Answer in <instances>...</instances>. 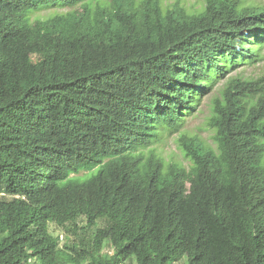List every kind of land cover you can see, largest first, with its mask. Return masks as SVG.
I'll return each mask as SVG.
<instances>
[{"label":"trees","instance_id":"obj_1","mask_svg":"<svg viewBox=\"0 0 264 264\" xmlns=\"http://www.w3.org/2000/svg\"><path fill=\"white\" fill-rule=\"evenodd\" d=\"M263 48L259 3L0 0V264H264V78L228 79L187 166L141 154Z\"/></svg>","mask_w":264,"mask_h":264},{"label":"rangeland","instance_id":"obj_2","mask_svg":"<svg viewBox=\"0 0 264 264\" xmlns=\"http://www.w3.org/2000/svg\"><path fill=\"white\" fill-rule=\"evenodd\" d=\"M170 5L177 4L178 6L185 7L187 9H200L204 6L206 0H164ZM242 4H264V0H239ZM70 8H55L50 10H42L37 13L40 18H47L55 13H61L69 10ZM263 57L259 61L252 64H244L235 69L230 70L223 78L218 80L212 90L204 94L200 103L196 108L191 111V114L187 115L184 119L181 127L174 132L163 131L162 142L155 145L152 149H144L141 151L144 157H148L151 154L162 156L166 163L175 162L187 166L189 162L184 157L183 152L179 149L178 139L181 136H195L199 140L206 141L214 145L212 141V129L208 126L207 120L212 115L213 100L215 97H221L223 89L230 78H239L241 80H256L264 78V48L262 51ZM243 92V90H242ZM85 172V171H83ZM88 174V172L82 173ZM83 225L82 223L80 224ZM97 225L102 226L101 221H98ZM49 231L52 235L58 236L59 246L63 247L64 244L77 243V238L74 232L67 228L60 227L54 223H50ZM183 260L173 262L171 264H182ZM28 264H40L36 260H32ZM81 264H86L82 262Z\"/></svg>","mask_w":264,"mask_h":264},{"label":"clouds","instance_id":"obj_3","mask_svg":"<svg viewBox=\"0 0 264 264\" xmlns=\"http://www.w3.org/2000/svg\"><path fill=\"white\" fill-rule=\"evenodd\" d=\"M150 147H151V146H150ZM150 147H148V148H145V149L149 150V149H152V148H153V147H151V148H150ZM143 150H144V149H143ZM187 161H188V160H187Z\"/></svg>","mask_w":264,"mask_h":264}]
</instances>
